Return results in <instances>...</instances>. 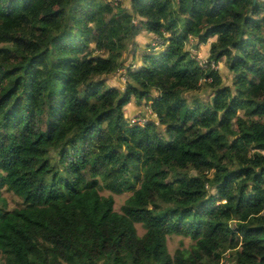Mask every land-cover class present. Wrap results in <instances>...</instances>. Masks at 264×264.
<instances>
[{
    "label": "trees",
    "instance_id": "obj_1",
    "mask_svg": "<svg viewBox=\"0 0 264 264\" xmlns=\"http://www.w3.org/2000/svg\"><path fill=\"white\" fill-rule=\"evenodd\" d=\"M227 263L264 264V1L0 0V264Z\"/></svg>",
    "mask_w": 264,
    "mask_h": 264
},
{
    "label": "rangeland",
    "instance_id": "obj_2",
    "mask_svg": "<svg viewBox=\"0 0 264 264\" xmlns=\"http://www.w3.org/2000/svg\"><path fill=\"white\" fill-rule=\"evenodd\" d=\"M190 46L195 47L192 43L189 44V47ZM193 49H194V51L196 50L195 48H193ZM159 50L160 49H158V51ZM206 50L207 49L203 50V52H205V53H203L204 54L203 57H207L208 56V50L207 51ZM130 56H131V54L127 57V59H125V61L122 60V63L124 65L123 67L128 66V61H129L128 58ZM218 67H219V70L221 72V75H222L224 81L228 83L231 80V78H232V74L230 73V71L226 67L224 61L221 64H219ZM121 69H124V72H122V73L117 72L116 74H112L110 76H107L106 78H107V80L110 79L109 81H112V83L114 85L120 86V87H124V82L122 81V77L125 75V68H121ZM208 93H209V91L205 92V90H202L200 92L191 93L190 95H187V97H191V98H196V97H198V98H206ZM102 195H104L106 197L112 195L114 197L115 203H116L115 204V210L120 212L121 211V207L123 206L125 201L132 195V193H125V194H122V195H114V194H112V193H110V192H108L106 190H102ZM3 196L6 198V200L8 202L9 210H13L15 208L21 207L22 200L19 197L15 196L14 194L9 193L7 191L3 192ZM137 228H138L139 234L143 235L145 231L143 230L142 226L138 225ZM168 240H169L168 241L169 251H170V253L172 255L175 253V251L177 249L188 248L192 244V241L189 238L180 237V236H170ZM231 257H232L231 253H228L227 260H231ZM227 264H231V263H227Z\"/></svg>",
    "mask_w": 264,
    "mask_h": 264
},
{
    "label": "crops",
    "instance_id": "obj_3",
    "mask_svg": "<svg viewBox=\"0 0 264 264\" xmlns=\"http://www.w3.org/2000/svg\"><path fill=\"white\" fill-rule=\"evenodd\" d=\"M149 39H152V36L151 35H148L147 33H145V32H142L141 34H140V36L138 37V39H137V41H136V46L138 47V48H136V51H137V56H139L140 55V52L145 48V46H146V44L148 43V41H149ZM189 46V45H188ZM191 47V46H190ZM190 47H188V48H190ZM206 47V48H205ZM135 48V47H134ZM193 48H195L196 50H195V52H197L199 55H201V56H204V54L203 53H205V52H203V50H205V49H208V46L206 45H200V46H198L197 48L196 47H191L190 48V50L192 51V52H194V49ZM207 51V50H206ZM132 63L129 61L128 62V66H130ZM118 72L119 73H122V72H124V69H119L118 70ZM124 79V80H123ZM110 80V79H109ZM122 81L123 82H125V75L122 77ZM109 83L110 84H112V85H114L113 83H112V81H109ZM114 86H116V85H114ZM136 107H138V109H141L139 106H131L130 107V109L128 110V116L131 118V117H133V116H136L135 114H137L138 113V109L136 108ZM142 107H144V105L142 106ZM139 112H142L143 114H146V113H148V114H150L151 115V113H150V109H149V107H144V111L142 110V111H139ZM147 115V114H146Z\"/></svg>",
    "mask_w": 264,
    "mask_h": 264
},
{
    "label": "built area",
    "instance_id": "obj_4",
    "mask_svg": "<svg viewBox=\"0 0 264 264\" xmlns=\"http://www.w3.org/2000/svg\"><path fill=\"white\" fill-rule=\"evenodd\" d=\"M123 0H114V3L117 5L119 4L120 2H122ZM192 58L194 60H196V62L198 63V65L202 68V69H208V68H211L213 70H217L219 69L218 65L214 62V61H210L208 59V57H203L201 55H199L197 52H192ZM151 113V111H150ZM131 123L132 124H139V125H144L145 123H147V120L145 118H141V117H138V118H133L131 120Z\"/></svg>",
    "mask_w": 264,
    "mask_h": 264
},
{
    "label": "water",
    "instance_id": "obj_5",
    "mask_svg": "<svg viewBox=\"0 0 264 264\" xmlns=\"http://www.w3.org/2000/svg\"><path fill=\"white\" fill-rule=\"evenodd\" d=\"M256 1H258V0H254V2H256ZM260 1H264V0H260Z\"/></svg>",
    "mask_w": 264,
    "mask_h": 264
}]
</instances>
